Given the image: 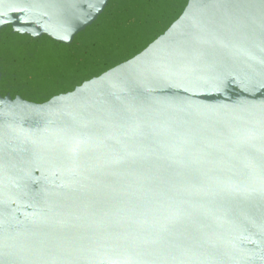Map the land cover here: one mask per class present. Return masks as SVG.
I'll list each match as a JSON object with an SVG mask.
<instances>
[{
	"label": "water",
	"instance_id": "1",
	"mask_svg": "<svg viewBox=\"0 0 264 264\" xmlns=\"http://www.w3.org/2000/svg\"><path fill=\"white\" fill-rule=\"evenodd\" d=\"M0 264H264V0H0Z\"/></svg>",
	"mask_w": 264,
	"mask_h": 264
}]
</instances>
